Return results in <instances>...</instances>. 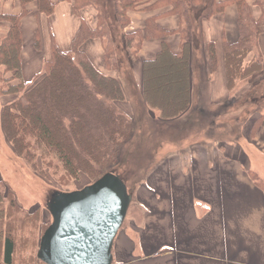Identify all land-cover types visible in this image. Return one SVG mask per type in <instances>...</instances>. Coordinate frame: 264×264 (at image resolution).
Returning <instances> with one entry per match:
<instances>
[{
    "label": "crops",
    "instance_id": "1",
    "mask_svg": "<svg viewBox=\"0 0 264 264\" xmlns=\"http://www.w3.org/2000/svg\"><path fill=\"white\" fill-rule=\"evenodd\" d=\"M50 1L55 3L50 15L40 13L35 2H30L26 5L29 12L20 20L25 79L41 72L44 62L51 57L52 42L60 50H69L82 20L91 28L96 24L97 11L92 16L88 14L91 7L81 9L78 17L72 11V0ZM154 1L128 11L130 22L124 33L144 30L146 21L154 17L166 31L179 28L180 19L170 12V6H154ZM245 1L253 19L257 20L261 16L260 8L253 0ZM0 10L18 14L20 1L3 0ZM237 18V7L231 3L222 12L203 20V42L215 45L217 59L209 91L202 96L200 109L191 113L184 125V143L179 147L167 145L166 156L155 159L132 185V211L114 238L112 264H264V189L258 184L261 179L264 181V173L257 168L259 156L264 163V119L255 122L261 114L249 118L243 123L240 137L239 132H233L235 135L226 140L208 137L204 129L195 126L197 114L206 111L207 105L221 107L228 97L243 91L239 89L230 95L238 81L244 79L236 80L234 88L229 89L224 64L223 45L237 39ZM30 33L48 37L44 56L35 52L30 59L32 53L25 54L24 41ZM162 43L172 53L180 51L177 32L168 33L164 38H144L138 50L142 61L153 59ZM257 44L264 60V26ZM204 47L202 56L207 68ZM81 50L104 73L102 42L89 39ZM134 78L136 88L132 95L138 98L144 111H149L141 94L142 65L141 74L139 66H135ZM221 113L222 110L218 114ZM218 114L205 117L217 118ZM153 115L158 117L159 111ZM201 120L204 119L199 118L198 125ZM252 172L256 173V180L251 177Z\"/></svg>",
    "mask_w": 264,
    "mask_h": 264
},
{
    "label": "trees",
    "instance_id": "2",
    "mask_svg": "<svg viewBox=\"0 0 264 264\" xmlns=\"http://www.w3.org/2000/svg\"><path fill=\"white\" fill-rule=\"evenodd\" d=\"M19 1L21 10L18 14L0 10V22L5 26L0 35V91L19 95L2 105L0 124L3 135L13 151L25 158L34 172L44 175L39 166L44 165L61 172L59 181L63 185L79 174L85 175L92 183L117 165L120 146L128 141L133 131L130 116L119 106V102L124 100L121 82L117 77L99 71L81 50L87 40L99 39L103 44L105 68L116 70L118 61L110 28L100 10H97L94 28L82 20L70 49L60 50L52 42L50 59L44 62L41 72L34 76V82L29 83L22 79L20 20L29 12L26 5L30 2H35L37 10L46 15L53 12L55 3L50 0ZM147 1L112 0L120 31L130 22L128 11ZM206 2L208 8L203 13L199 12L201 18L220 13L231 3L237 7L238 37L234 42H225L223 45L228 88H234L238 79H248L254 87L260 85L261 78H264V60L257 46L264 26V0H253L261 10L257 20L253 19L245 0H155L154 6H170V12L180 19L179 28L166 31L156 23L154 17L146 21L144 30L124 33V36L136 56L144 38H164L171 32L180 35L178 53H172L162 43L155 57L144 60L142 64V99L150 112L153 108L159 109L158 118L161 121L173 123L197 110L191 98L189 4L205 5ZM91 5H96L94 0H72V11L79 15L81 9ZM204 46L208 65L214 70V44L208 42ZM249 53V58L243 61ZM257 77L261 78L252 80ZM252 90L256 91L255 88ZM262 94L257 98L262 99ZM231 99L236 103L239 97ZM232 105H224L222 112L227 113ZM210 117L212 115H208V122L212 121ZM261 119H264V114L255 122ZM176 126L182 127V124ZM223 139L226 140L225 137ZM250 175L256 180L255 172ZM258 184L263 185L264 181L261 179ZM0 196V264H14L16 238L13 231L16 228L15 221L22 220L17 216L11 191L6 190ZM32 220L33 224L35 218ZM21 226L22 222L19 224ZM32 260L29 256L25 264H33ZM34 264L44 263L35 256Z\"/></svg>",
    "mask_w": 264,
    "mask_h": 264
},
{
    "label": "rangeland",
    "instance_id": "3",
    "mask_svg": "<svg viewBox=\"0 0 264 264\" xmlns=\"http://www.w3.org/2000/svg\"><path fill=\"white\" fill-rule=\"evenodd\" d=\"M2 3L3 0H0V9ZM94 3L96 4L95 6H88L91 7L92 13L88 14L92 16L97 10H100L103 14L112 34L118 61L116 70L106 69L104 62L101 67L104 73L110 75L114 74L121 82L124 91V100L119 102V106L130 116L133 125V131L128 141L120 146L117 165L108 172L119 175L128 191L131 193L132 185L135 183L136 179L142 175L146 169L150 168L155 159L164 158L166 153L165 147H167V145L179 147L184 143L186 138L183 135L185 130L184 125L190 118L188 114H186L175 122L169 123L161 121L158 117H154L153 113L156 112V110L159 111V109L153 108L151 112L144 111V108L142 109L138 98L132 95V91L136 88L134 78L135 66H139L141 74V65L143 61L138 51L136 56L133 55L132 48L128 46L126 42L124 30L120 31L118 29L112 0H94ZM189 7L191 10V98L193 107L200 109L202 102L201 98L209 91L211 79L216 68L211 70L208 64L207 68H205L202 56V45L204 46L202 23L203 20L206 19L201 18L199 12L205 11L208 8V2H206L205 5L189 4ZM80 14L76 16L80 17ZM25 23L26 22H24V24ZM4 30L5 26L3 22H0V35ZM47 39L48 37L42 33L41 36H39V34L34 36V33H30L29 36L26 35V40L24 41L25 54L31 52L32 55L30 59H32L35 52L40 55L43 54L44 56ZM33 42L36 43L35 46H33ZM219 44L218 41V45ZM33 47L34 49L32 50ZM249 56L250 53L245 56L243 61L248 59ZM98 68H100V66ZM260 78L261 77H257L252 80L256 81ZM22 79L29 83L35 80L34 76L32 79H25L24 74L22 75ZM262 79L263 78L260 80V85L254 87H252L248 79L238 81L239 83L230 94L233 95L235 91L239 89L240 91L243 90L237 95L239 97L238 101L234 103L231 99L232 97H228L226 102L224 101L222 103L221 107L214 104L207 105L206 111H201L197 114L198 118L196 119L195 126L197 125V127L204 129L208 137L216 136L221 139L224 137L229 139V137L235 135L233 132H239L240 137L242 134L241 129L243 127V122L264 112V82H261L263 81ZM252 88H255L256 91L254 92ZM262 92V99L257 98ZM17 96L19 95L4 94L0 91V114L2 105ZM227 103L234 105L230 106L227 113L223 111L221 114H218L225 108L224 105ZM211 113H217L218 116L217 118H212L211 122H208L205 115ZM201 117L204 120H201L202 123L198 125V119ZM180 123L182 127L176 126V124ZM187 128L189 127L187 126ZM220 132H222V135H220ZM193 134L195 133L193 132ZM236 137H238V135H236ZM258 163V167H256L264 173V163L260 156ZM39 166L43 169L44 175L34 172L29 162L13 151L3 135L0 124V190L2 192L6 190L11 191L16 203L17 216L22 220L20 222L15 221L16 228L13 231L16 238L14 264H25V260L28 259L29 256L33 259L32 263L34 264V258L36 256L38 241L42 234V230L51 221L50 214L45 206L50 194L53 191H72L80 189L90 183V180L85 175L79 174L76 178L71 179L68 184L63 185L59 181L61 180V172L58 171L57 168L49 169L44 165ZM261 187L264 189V184L261 185ZM1 191L0 194L2 193ZM132 207L133 205L130 203L125 217L126 219L130 217ZM33 217L35 218V222L32 224ZM126 219H124V221ZM21 222L22 226L19 227Z\"/></svg>",
    "mask_w": 264,
    "mask_h": 264
},
{
    "label": "water",
    "instance_id": "4",
    "mask_svg": "<svg viewBox=\"0 0 264 264\" xmlns=\"http://www.w3.org/2000/svg\"><path fill=\"white\" fill-rule=\"evenodd\" d=\"M132 196L111 172L72 191H53L45 203L51 221L36 251L44 264H112V245Z\"/></svg>",
    "mask_w": 264,
    "mask_h": 264
}]
</instances>
